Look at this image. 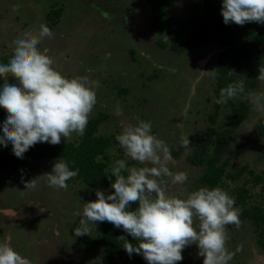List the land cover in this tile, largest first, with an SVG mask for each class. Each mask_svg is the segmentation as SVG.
Returning <instances> with one entry per match:
<instances>
[{"label":"rangeland","instance_id":"374dc122","mask_svg":"<svg viewBox=\"0 0 264 264\" xmlns=\"http://www.w3.org/2000/svg\"><path fill=\"white\" fill-rule=\"evenodd\" d=\"M53 3L63 7L56 25L49 24L45 17ZM176 5L170 7V12L185 21L204 13L200 0H184ZM150 17L148 0H0V57L8 58L13 37L24 29L49 27L53 36L44 38L38 47L49 49L53 67L69 79L86 77L94 82L97 102L88 120L99 113L107 116L97 134L117 136L125 124L134 125L136 118L151 122L152 134L167 145L174 158L169 168L187 176L182 186L173 184L171 177L161 178L167 191L181 198L197 190L204 171L186 160L198 139L211 138L212 127H221V131L229 127L232 108L249 103L248 118L232 131L222 154L224 160L230 159L227 170L247 165L263 177L254 183L245 173L232 182L229 191L235 195L236 189L245 187L253 202H261L264 137L259 135L258 126L264 114L256 110L250 94L260 96L264 103V44L257 43L253 59L232 70L234 83L243 88L222 104L213 126L210 116L215 104V68L223 51L219 40L213 35L203 46L176 55L168 46H159V40L166 44L170 41L151 27ZM5 76L15 78L11 71ZM252 81L256 85L246 90ZM79 137L73 132L59 145ZM185 140H189L187 145ZM109 153L111 167L118 159L126 160L128 167L151 166L128 159L119 144ZM56 160L38 159L16 173L0 174V242H8L10 237L11 246L31 264H107L100 250L86 252L81 236L70 232L72 226H80L77 213H82L84 203L96 199L95 192L79 181H69L63 189L50 186L43 175L52 171ZM112 191L110 187L106 195ZM137 207L138 202H130V210ZM199 224L194 217L193 227L198 229ZM88 229L87 236H97L101 222L89 224ZM226 234V246L233 253L229 264H264V248L259 246L249 221L227 225ZM182 256L177 264H203L195 243L186 246ZM115 263L137 264L120 258Z\"/></svg>","mask_w":264,"mask_h":264},{"label":"clouds","instance_id":"9594fccd","mask_svg":"<svg viewBox=\"0 0 264 264\" xmlns=\"http://www.w3.org/2000/svg\"><path fill=\"white\" fill-rule=\"evenodd\" d=\"M220 12L225 25L264 23V0H221ZM52 36L46 25L38 31L26 28L13 37L8 58L0 60V74L6 69L15 74L14 79L0 75V106L5 109L0 117V144L10 143L19 159L37 143L56 145L73 132L82 135L97 102L94 82L65 77L53 67L49 49L38 47ZM242 88V84L227 85L220 90L217 103H225ZM250 98L264 114L261 97L250 94ZM136 119L134 125L123 126L116 140L128 159L151 166L128 167L126 160H115L106 170V176L115 177L110 185L114 191L106 195L96 190V199L84 203L82 213H77L80 226L73 230L75 236L87 235L89 224L107 221L136 241L125 239L126 253L141 255L147 264H177L183 259L182 250L193 243L203 264H229L233 253L226 246V226L240 223L234 197L219 186H202L183 198L170 194L161 178L171 177L173 184L182 186L187 176L171 171L168 165L174 158L167 145L152 134L151 122ZM78 174L79 169H70L68 161L58 158L52 171L43 176L50 186L63 189ZM130 202H138V207L129 210ZM194 217L200 221L198 229L193 227ZM10 240L0 242V264H31Z\"/></svg>","mask_w":264,"mask_h":264},{"label":"trees","instance_id":"16d2710c","mask_svg":"<svg viewBox=\"0 0 264 264\" xmlns=\"http://www.w3.org/2000/svg\"><path fill=\"white\" fill-rule=\"evenodd\" d=\"M183 0H148L151 10V27L159 33L164 34L170 41L166 44L159 40V46L166 47L180 55L194 47L203 46L213 35H216L218 44L223 51L216 63V87L214 90L215 104L214 112L210 116V122L215 126L218 111L223 103H217L220 90L229 84H233L232 70L244 63L251 61L258 52V44H264V23L248 22L244 25L231 23L225 25L221 16V0H200L203 15L195 14L189 20H182L176 14L170 12V7ZM63 13V7L53 3L46 13V20L51 25H56ZM206 14V16L204 15ZM50 25V26H51ZM132 53V51H130ZM133 54V53H132ZM1 56L0 60H6ZM11 70L6 69L5 76ZM260 75V73H258ZM256 82L252 81L246 90L253 89ZM120 90V89H119ZM124 92V91H121ZM5 110L0 106V117ZM251 112L249 103H240L231 111L229 127L223 131L221 127L209 129L211 138L201 137L196 142L190 155L186 157L187 162L196 168H203L199 176L196 188L206 186L209 188L221 187L229 192L235 199V206L240 209L239 220L241 223L249 221L254 232L258 235L259 246L264 248V184L261 202H253L252 195L248 189L238 188L235 195L229 189L233 181L238 180L243 174L248 173L254 183L263 180L262 175L256 174L247 165H243L233 171L227 170L230 159H223V148L232 131L240 126L248 118ZM107 120V116L99 113L88 120L87 126L79 139L65 145H52L47 142L37 143L31 147L23 159L13 155L10 143L0 144V174L5 172L16 173L25 165L38 159L61 158L69 162L70 169H79V174L69 181H79L96 190H109L115 177L106 176L111 168L110 149L118 146L116 135H98L99 126ZM219 130V131H218ZM258 133L264 137V121L258 126ZM235 149L234 152H237ZM67 181V183L69 182ZM130 210V209H129ZM78 225L71 227V234ZM79 237V236H78ZM125 239L135 244V240L122 228H116L110 222H101L100 233L95 237L81 236L80 241L85 245L86 252L100 250L107 264H116V258L125 259L137 264H144L140 255L129 256L124 250Z\"/></svg>","mask_w":264,"mask_h":264}]
</instances>
